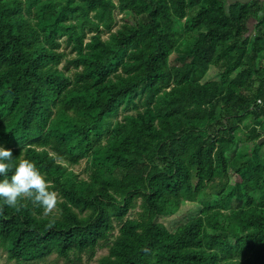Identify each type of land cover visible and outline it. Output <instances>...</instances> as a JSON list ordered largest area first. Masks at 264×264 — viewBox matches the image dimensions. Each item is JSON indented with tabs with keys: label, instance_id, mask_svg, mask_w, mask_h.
<instances>
[{
	"label": "trees",
	"instance_id": "trees-1",
	"mask_svg": "<svg viewBox=\"0 0 264 264\" xmlns=\"http://www.w3.org/2000/svg\"><path fill=\"white\" fill-rule=\"evenodd\" d=\"M263 10L0 0L8 178L28 159L62 198L54 223L30 201L4 205L6 260L89 264L105 247L96 264H264ZM186 203L196 211L175 230L158 221Z\"/></svg>",
	"mask_w": 264,
	"mask_h": 264
},
{
	"label": "clouds",
	"instance_id": "clouds-1",
	"mask_svg": "<svg viewBox=\"0 0 264 264\" xmlns=\"http://www.w3.org/2000/svg\"><path fill=\"white\" fill-rule=\"evenodd\" d=\"M13 152L0 145V214H3L4 205L20 211L25 206L24 201H30L34 207H40L42 214L55 222L57 214L62 211L59 204L62 198L56 191L50 189L54 186L39 171L30 160H21L15 165L10 179L8 173L13 169Z\"/></svg>",
	"mask_w": 264,
	"mask_h": 264
},
{
	"label": "rangeland",
	"instance_id": "rangeland-1",
	"mask_svg": "<svg viewBox=\"0 0 264 264\" xmlns=\"http://www.w3.org/2000/svg\"><path fill=\"white\" fill-rule=\"evenodd\" d=\"M116 20H117V26H115V28L118 27V25L122 22L121 20V14H119L117 11L114 12ZM104 38H107V34L104 35ZM64 63H62L60 65V67L63 66ZM212 72H210L209 75H211ZM127 111V110H126ZM118 117H120V115H118ZM245 136L246 133L245 132H239L238 133V137L240 138V141L243 142L245 140ZM249 148H251V144L249 146ZM248 148V150L246 151H250ZM84 161L81 162L80 165L76 166L73 168V170L79 174L80 177H85V174L82 173L83 169H84ZM245 202L247 204H251L254 202V197L253 195H247L245 197ZM137 210V209H135ZM135 210L130 211L131 213H133ZM196 211V206L194 203H186L182 206L181 210H179L177 213H175L172 216L169 217H161L158 219V221L162 222L163 224H165L170 230H175L180 224H182L183 222H185L186 220H188L189 218L192 217V215L195 213ZM129 212V213H130ZM114 232H116V229L114 230ZM106 252V248L105 247H98L92 261L89 264H96V262L98 261V257L102 254H104ZM0 264H14L13 262H8L6 260V252L3 248L0 247ZM31 264H66L65 261L63 259H60V257H57L55 255V253H51L48 257H46L45 260L42 261H36L34 263Z\"/></svg>",
	"mask_w": 264,
	"mask_h": 264
},
{
	"label": "water",
	"instance_id": "water-1",
	"mask_svg": "<svg viewBox=\"0 0 264 264\" xmlns=\"http://www.w3.org/2000/svg\"><path fill=\"white\" fill-rule=\"evenodd\" d=\"M229 3L234 2V1H241V2H248L249 0H227ZM264 141V135H262L258 140L257 143L260 144L261 142Z\"/></svg>",
	"mask_w": 264,
	"mask_h": 264
},
{
	"label": "crops",
	"instance_id": "crops-1",
	"mask_svg": "<svg viewBox=\"0 0 264 264\" xmlns=\"http://www.w3.org/2000/svg\"><path fill=\"white\" fill-rule=\"evenodd\" d=\"M256 1L260 2L264 6V0H256ZM263 13H264V10H263Z\"/></svg>",
	"mask_w": 264,
	"mask_h": 264
}]
</instances>
